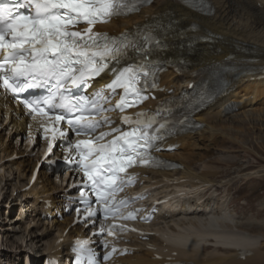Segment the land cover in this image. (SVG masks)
Segmentation results:
<instances>
[{"label": "snow or ice", "instance_id": "obj_1", "mask_svg": "<svg viewBox=\"0 0 264 264\" xmlns=\"http://www.w3.org/2000/svg\"><path fill=\"white\" fill-rule=\"evenodd\" d=\"M148 3L150 0H0V88L12 94L29 114L46 117L56 126L43 129L48 150L52 151L57 139L65 142V162L74 165L70 170L82 173L78 204L87 212L84 220L89 223L98 212L105 220L116 218L128 205L129 201H117L116 196L134 184L130 169L161 167L153 155L161 150L159 142L184 127H198L183 111V93L164 101L155 113L122 116L127 130L113 128L104 115L117 110L123 113L149 98L146 93L158 88L159 73L167 63L164 54L172 46L163 33L141 31V26L119 36L94 28L137 12ZM178 62L185 63L182 57ZM103 76H110V82L95 88L97 78ZM90 88L93 91L89 93ZM30 90H43V94L32 95ZM118 90V102L105 107L111 105ZM61 122L66 124L65 130L60 129ZM104 127L110 130L101 131ZM69 129L78 139L69 140ZM92 196L98 207L92 206ZM76 212L79 215L81 207ZM123 218L134 219L131 214ZM116 227L113 225L108 234ZM89 243L78 241L73 253L86 256L88 264L110 259L112 253H105L98 260Z\"/></svg>", "mask_w": 264, "mask_h": 264}, {"label": "bare ground", "instance_id": "obj_2", "mask_svg": "<svg viewBox=\"0 0 264 264\" xmlns=\"http://www.w3.org/2000/svg\"><path fill=\"white\" fill-rule=\"evenodd\" d=\"M203 2L207 12L209 11L206 15L174 0H153L151 5L142 9L138 15L104 27L106 30L121 32L125 29L130 30L133 26H139L153 17L167 23L171 27L167 35L168 41L175 38L173 48L168 51L169 55L182 57L190 65L180 77L170 70L162 77V84L174 90L175 95L183 90L187 91L189 84L198 82L192 75L198 68L213 66L220 74L223 67L229 68L223 72L222 77L228 84L227 90L230 92L220 96L210 108L195 116L196 122L202 125L201 129L179 139L182 144L181 151L173 158L180 162L181 168L171 173L156 172L151 173L150 176L148 173V178L145 179L148 182L155 180L156 185H163L153 195L159 196L158 200L164 198L163 193L168 190L169 195L175 194L176 189L184 192V197L177 200L178 202L180 200V203L164 210L163 214L150 225L159 238L161 235L164 238H152L150 243L158 248L163 241L170 250L177 251L178 257L186 264H264V240L258 242L249 234L245 236L239 233L240 230L251 233L254 227L264 229V224L257 227L250 220L246 223L235 222L234 228L238 232L233 230L225 215L221 214L230 206L231 199L223 197L225 200L221 205L211 207L212 210L218 211L217 220L220 219L219 226L213 232L208 234L206 229L211 224H206L205 220H202L203 216L209 215L210 203L215 200L211 193H217L220 188H224L229 195L240 179L263 177L264 167L246 176H237L220 183L213 181L219 174L214 162L203 165L204 159L198 158V154L195 153L202 150L204 155L210 151L209 145L210 149L213 143L215 146L216 140L221 139L225 142L230 139L229 135L220 131L219 124L249 110L251 114L243 121L246 119L254 121L264 112V80L256 79L261 74L259 71L262 72L264 69V0H203ZM158 97L162 100L168 96L162 93ZM229 103H238V107L242 109L257 106L242 110L230 119H222L223 109ZM38 130L39 125L35 120L26 118L8 98L0 96V195L7 186V181L4 185L2 184L3 179L15 180V186L11 190L12 200L7 201L10 198L4 197L6 203L2 204L3 199L0 208L4 206L6 214L13 212L10 222L12 224L10 231L13 234L21 235L18 229L21 222L18 213L23 210H25L24 219L29 225L28 231L33 224L32 231H27L28 233L18 237L19 241L28 243L26 246H29V250H21L17 247L15 252H8L6 248H0V260H6L5 264H16L23 257L30 259L31 264H38L40 258L47 254L66 255V247L71 238L77 231L81 234L85 232L81 227H71L72 214H62V210L69 205L68 199L74 195L65 192L68 188L67 177L56 176L54 180L52 175L42 171L30 191L23 192V188L28 184L29 175L39 161V155L29 150L30 140L38 134ZM184 154L188 156L185 157ZM55 156L60 158L62 154L58 152ZM13 157H18L19 160L9 162ZM229 160L226 159L223 162L220 160V162L227 164ZM198 162L203 166L196 172L195 164ZM5 164L9 165L5 166ZM20 180L23 182L20 183ZM176 181L179 183L174 185ZM169 182L171 186H168ZM207 184L208 186H205ZM43 200H49L52 204L53 212L50 217L42 215ZM186 206L188 208H185ZM182 212L193 218H177V215ZM57 213L60 219L57 218ZM221 221L223 224H220ZM207 236H210V239ZM26 238H29L27 242H25ZM12 239L14 237L8 241L5 240L6 244L12 242L10 245L13 243L17 245L18 241L14 239L13 242ZM34 242L40 243L39 247H43L42 250L37 248L36 251L32 249L31 252L30 248L35 246ZM207 245H211L213 250L210 251L209 248L205 250ZM1 246L5 245L1 244ZM22 253H24L23 256H21ZM241 254L245 256L244 259H240ZM152 256L151 251H146L124 261L130 264H142L145 261L148 264H156L149 260Z\"/></svg>", "mask_w": 264, "mask_h": 264}, {"label": "rangeland", "instance_id": "obj_3", "mask_svg": "<svg viewBox=\"0 0 264 264\" xmlns=\"http://www.w3.org/2000/svg\"><path fill=\"white\" fill-rule=\"evenodd\" d=\"M250 112H251L250 110L245 111L244 113H242L241 115H238V117H235L234 119L229 118L230 120L228 121L225 120L227 121L225 122L226 124L223 121H222L223 124L218 123L220 127V131H223L225 134H227V136L229 135L228 138L230 139H227V141L225 142H222L221 139L218 141L216 140L215 146H214V143L211 146L213 149L211 148L212 149L211 150L210 145H209L208 148L210 151L209 152L207 151L204 155H203L202 150H198L195 152L198 154V158L204 159V161L202 162L203 165L204 163H211L212 161L214 162L215 167L217 168L219 174L217 178L215 177L213 179V181H216V182L220 181V183H224V182H227L229 180L236 178L237 176H246L249 173L251 174L252 172L257 171L259 168L264 167V115H263L264 112L258 117L259 119H256L254 121H249L246 119V121H243L245 117H248L249 114H251ZM253 117H257V116L253 115ZM184 156L186 157L188 156V154H184ZM226 159L227 160L230 159L232 162H230V160L227 164L220 162V160L223 162V160H226ZM202 163L198 162L197 164L199 165L195 164L196 172L202 169V166H203ZM6 165H9V164H5V166ZM228 178H231V179H228ZM5 182L7 186L4 188L3 192L1 193L2 195H0V200L2 199L0 201V204L3 201L4 197L5 199L10 198L7 201H11L13 197L11 196V190H12V187L15 186V180L10 181L8 179L6 180L3 179L2 184L4 185ZM22 182L23 180H20V183ZM232 190H233V195H231V197H233V201H232V198L230 197ZM232 190L229 193V195L225 191L224 188H220L217 191V193L219 194L217 193H211V194L215 198V200H213V205L215 206L221 205L223 203V200H225L223 197H225L226 199H231V203L233 202L229 207L230 213L227 214L228 207L224 209V213L221 212V214L225 215V217L227 218L225 219L231 224L233 230L235 231L237 230L236 228H234L235 222L246 223L247 221L250 220L254 225L256 224L257 227H259L258 225L260 224H264V176L260 178L250 177L245 180L240 179L239 182L236 184V186ZM208 195H210V193ZM5 199L2 203L3 205H5L6 203ZM0 209H1L0 211V248L1 249L6 248L8 252L10 251L15 252V250H17L16 249L17 247L21 248V250H26V249L29 250V246H26L28 243H23L21 240L19 241L18 237L23 235V233L26 234L29 231H32L33 224H31V228L28 231L27 228H29L28 227L29 225L23 226L24 228L23 229L20 227L22 223L20 222L18 229L20 230L19 234L21 235H18L17 233L13 234V232L10 231L12 229L11 228L12 224L10 222L12 220L11 216L13 212H10L8 214L4 213V206L1 207ZM212 211H213L212 213L213 215L214 214L218 215V211L212 210L211 208L210 213ZM15 217L13 218L14 220L16 219ZM229 217H234V218L230 219ZM210 219L211 218L205 220L204 223L208 224L209 221L212 220ZM202 220H203V217H202ZM219 220L220 219L216 220L215 222L216 225L213 223V225L211 224L210 227L206 229L208 234L213 232L219 226L218 225ZM220 224H223V222ZM239 233L245 236L249 234L250 236L254 237L255 241H258V242L260 240H264V237H263L264 229H256V227H254L251 233H248L247 231H244V230L243 231L240 230ZM12 237H14L16 241H18L17 245L14 243L10 245V243L12 242L6 244V241L10 240ZM208 237L210 239V236H207V238ZM14 239H12V241ZM28 239L29 238H26L25 242H27ZM1 244H4L5 246H1ZM211 244L213 245L214 243H211ZM39 246H41L40 243L39 244L35 243V246L31 247L30 251L32 252V249L36 251L37 248H39V250H42L43 247H39ZM9 255L11 256V254ZM23 255L24 253L21 254V256ZM0 261H3L1 262L2 264L6 263V260L4 259Z\"/></svg>", "mask_w": 264, "mask_h": 264}]
</instances>
